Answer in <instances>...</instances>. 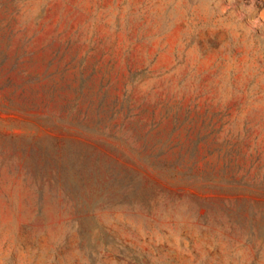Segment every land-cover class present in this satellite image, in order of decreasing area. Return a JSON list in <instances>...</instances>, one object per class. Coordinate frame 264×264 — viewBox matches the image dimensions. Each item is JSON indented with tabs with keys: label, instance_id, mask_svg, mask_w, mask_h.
I'll use <instances>...</instances> for the list:
<instances>
[{
	"label": "rangeland",
	"instance_id": "1",
	"mask_svg": "<svg viewBox=\"0 0 264 264\" xmlns=\"http://www.w3.org/2000/svg\"><path fill=\"white\" fill-rule=\"evenodd\" d=\"M0 264H264V0H0Z\"/></svg>",
	"mask_w": 264,
	"mask_h": 264
}]
</instances>
